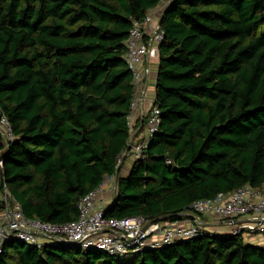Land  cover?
Wrapping results in <instances>:
<instances>
[{"label": "trees", "instance_id": "obj_1", "mask_svg": "<svg viewBox=\"0 0 264 264\" xmlns=\"http://www.w3.org/2000/svg\"><path fill=\"white\" fill-rule=\"evenodd\" d=\"M158 2L0 0V115L12 134L0 131V189L25 215L74 220L81 196L117 172L133 94L124 40ZM160 25L161 121L107 216L176 221L196 199L264 184V0H171ZM0 264H264V249L207 230L127 260L10 239Z\"/></svg>", "mask_w": 264, "mask_h": 264}, {"label": "built area", "instance_id": "obj_2", "mask_svg": "<svg viewBox=\"0 0 264 264\" xmlns=\"http://www.w3.org/2000/svg\"><path fill=\"white\" fill-rule=\"evenodd\" d=\"M170 1L159 0L142 19L133 20L124 40L123 58L131 72L133 94L125 119L128 139L122 155L131 164L146 157V149L161 121L154 94L155 71L163 38L160 17ZM0 131L4 139L12 137L4 115H0ZM118 164L117 160L116 167ZM116 189L117 172L107 175L98 186L81 196L74 220L56 223L25 215L18 200L3 185L0 251L7 240L17 239L37 248L53 241L68 245L74 242L81 249L94 248L121 257L185 240L206 230L241 234L264 249V184L257 187L244 184L229 192L196 199L181 213L182 218L166 222L142 215L107 216L105 208L113 200ZM108 192L111 198L104 204L103 197ZM206 215L214 220L204 221L202 217Z\"/></svg>", "mask_w": 264, "mask_h": 264}, {"label": "rangeland", "instance_id": "obj_3", "mask_svg": "<svg viewBox=\"0 0 264 264\" xmlns=\"http://www.w3.org/2000/svg\"><path fill=\"white\" fill-rule=\"evenodd\" d=\"M118 161H119V164L117 166V181H118L119 176H123V175L127 174V172L129 171V169L132 165L131 160H128L125 156L122 155V153H121L120 157L118 158ZM110 198H111L110 193L109 192L106 193L103 197L104 204L107 203ZM244 240L249 242L247 238L246 239L244 238ZM133 254H135V253H129V254H126L124 256H121L120 258H122L123 260H127V259L131 258Z\"/></svg>", "mask_w": 264, "mask_h": 264}, {"label": "crops", "instance_id": "obj_4", "mask_svg": "<svg viewBox=\"0 0 264 264\" xmlns=\"http://www.w3.org/2000/svg\"><path fill=\"white\" fill-rule=\"evenodd\" d=\"M155 76H156V71H155ZM210 217H211V216L206 215V216H203L202 219H203L204 221L210 223V222H212V221L214 220V219H211L212 217H211V218H210ZM164 222H166V221H164Z\"/></svg>", "mask_w": 264, "mask_h": 264}, {"label": "water", "instance_id": "obj_5", "mask_svg": "<svg viewBox=\"0 0 264 264\" xmlns=\"http://www.w3.org/2000/svg\"><path fill=\"white\" fill-rule=\"evenodd\" d=\"M165 217V216H164ZM70 244L74 245L75 243L74 242H69Z\"/></svg>", "mask_w": 264, "mask_h": 264}]
</instances>
